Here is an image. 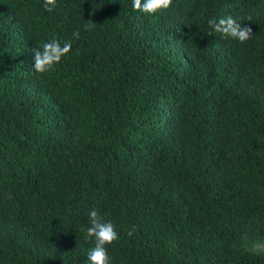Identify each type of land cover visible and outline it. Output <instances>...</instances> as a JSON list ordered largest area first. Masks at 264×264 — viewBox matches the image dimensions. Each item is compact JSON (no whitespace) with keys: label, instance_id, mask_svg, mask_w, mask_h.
Here are the masks:
<instances>
[{"label":"trees","instance_id":"16d2710c","mask_svg":"<svg viewBox=\"0 0 264 264\" xmlns=\"http://www.w3.org/2000/svg\"><path fill=\"white\" fill-rule=\"evenodd\" d=\"M42 3L0 0V264H88L91 210L109 264H264V0Z\"/></svg>","mask_w":264,"mask_h":264},{"label":"clouds","instance_id":"9594fccd","mask_svg":"<svg viewBox=\"0 0 264 264\" xmlns=\"http://www.w3.org/2000/svg\"><path fill=\"white\" fill-rule=\"evenodd\" d=\"M56 3L57 0H43L42 7L45 11L52 12L56 7ZM171 5L172 0H131L132 9L146 15H154L167 10ZM94 24L92 21L86 24V30H90ZM208 25L212 33L230 37L239 43H245L254 36L250 26L238 22L231 16L209 19ZM79 35L78 31L73 33V36L77 39ZM71 48L70 42L64 41L61 45V41L55 38L43 43L40 48H33L34 72L43 74L52 70L71 51ZM88 220L89 226L86 229H81L84 233V239L92 241L94 245L87 254L88 264H109L106 247L119 239L115 226L111 222L105 221L96 210L89 212ZM128 235L131 236L132 232L130 231Z\"/></svg>","mask_w":264,"mask_h":264}]
</instances>
